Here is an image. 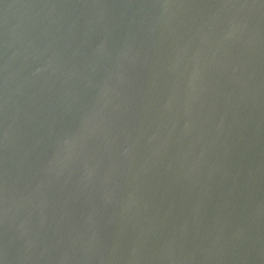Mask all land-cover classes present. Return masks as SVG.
Segmentation results:
<instances>
[{"label": "water", "instance_id": "obj_1", "mask_svg": "<svg viewBox=\"0 0 264 264\" xmlns=\"http://www.w3.org/2000/svg\"><path fill=\"white\" fill-rule=\"evenodd\" d=\"M0 264H264V0H0Z\"/></svg>", "mask_w": 264, "mask_h": 264}]
</instances>
